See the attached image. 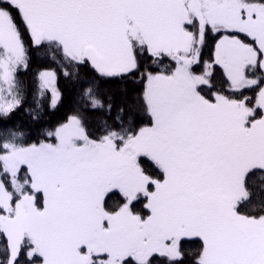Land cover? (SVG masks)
Instances as JSON below:
<instances>
[{
    "label": "snow or ice",
    "instance_id": "obj_1",
    "mask_svg": "<svg viewBox=\"0 0 264 264\" xmlns=\"http://www.w3.org/2000/svg\"><path fill=\"white\" fill-rule=\"evenodd\" d=\"M0 264H264V0H0Z\"/></svg>",
    "mask_w": 264,
    "mask_h": 264
},
{
    "label": "trees",
    "instance_id": "obj_2",
    "mask_svg": "<svg viewBox=\"0 0 264 264\" xmlns=\"http://www.w3.org/2000/svg\"><path fill=\"white\" fill-rule=\"evenodd\" d=\"M39 67L40 65L38 62H33L29 70L27 71L21 70L20 78L24 81L25 85L29 87V89L33 85V78H34L33 74L38 70ZM61 87H64V85L61 84ZM73 95L74 94L69 89L65 88L64 89V100L62 104L54 112L46 111L45 116H44V122L54 125L55 123L60 121L66 113L70 112L73 107ZM30 100H31V97H29V102ZM45 104H47V101H45Z\"/></svg>",
    "mask_w": 264,
    "mask_h": 264
}]
</instances>
